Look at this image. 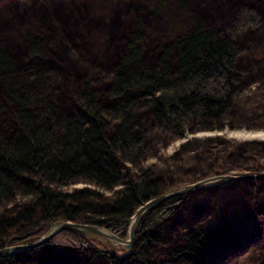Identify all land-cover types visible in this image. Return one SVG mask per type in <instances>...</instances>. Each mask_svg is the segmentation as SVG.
<instances>
[{"label": "trees", "instance_id": "16d2710c", "mask_svg": "<svg viewBox=\"0 0 264 264\" xmlns=\"http://www.w3.org/2000/svg\"><path fill=\"white\" fill-rule=\"evenodd\" d=\"M45 1L63 7L60 0ZM153 1L148 17L167 12L163 31L149 38L140 7L123 22L127 32L114 24L113 37L97 53L74 48L60 11L49 13V41L27 23L6 35L9 21L0 18V246L32 241L60 220L101 224L124 238L134 209L160 193L168 168L174 170L169 164L158 173L143 162L153 144L167 132L183 136L218 128L237 107L243 75L238 39L253 28L264 37L258 11L244 5L238 23L211 26L191 0ZM9 6L3 2L0 9ZM32 9L22 5L4 12ZM175 11L186 15L179 32L173 31ZM15 39L24 43L19 57ZM67 52L71 67L64 69L56 56L66 61ZM259 54L264 56L263 47ZM258 93L264 99V83ZM257 103L264 117V104ZM187 193L146 208L121 255L99 234L64 227L31 250L0 256V264H46L41 261L53 248L81 255L72 264L214 263L238 245L240 233L231 225H224L227 232L221 225L206 231L189 213L174 219ZM252 207L262 210L261 204ZM177 226L181 236L164 252V237ZM33 250L40 251L33 256Z\"/></svg>", "mask_w": 264, "mask_h": 264}, {"label": "rangeland", "instance_id": "374dc122", "mask_svg": "<svg viewBox=\"0 0 264 264\" xmlns=\"http://www.w3.org/2000/svg\"><path fill=\"white\" fill-rule=\"evenodd\" d=\"M3 2L10 4L9 7L0 9V18L7 16L6 20L9 21L4 28L6 35L14 36L15 26L20 31V26L27 23L30 30L32 29L36 34L42 36L43 40L49 41L52 36L47 29L49 13L53 11L55 14L60 11L61 14L58 15L61 16V25L69 29L70 36L75 40L74 44L70 40L71 45L73 44L76 50L86 47L91 53H97L99 44L102 45L108 37H113L110 31L115 28L114 24L118 29L127 32L129 24L123 22L125 19H129L130 14L136 13L140 7L144 9V20L149 25L146 30L149 38H154L163 31V20L165 21V15H167V12H163V14L157 12L153 14L155 17H148L147 12H152L154 9L155 2L153 0H74V3L69 0H60L63 4L61 8H54L57 3L51 4L45 0H0V7ZM191 4L199 9L206 25L238 23L239 7L244 5L256 9L259 19L264 22V0H191ZM22 5L33 8V11H21L18 15L4 12L7 8L17 10ZM41 8H44L45 16L40 11ZM64 8L65 10H63ZM172 8L170 7L169 10L174 11L175 7ZM175 14L177 16L173 31L179 32L183 27L186 15L179 14L178 11H175ZM112 22L113 24H110ZM253 30L254 28L248 33L242 34L238 39V43L242 47L239 60L243 75L239 98L235 99L237 107H234L231 113L223 118L218 128L210 130L196 128L187 131L183 136L167 132L164 139L155 142L145 155L143 162L153 166L158 173L166 165L173 166L174 170L168 168L169 173L166 175L169 176L162 178L166 184H163L161 192L215 174H248L264 170V117L258 114L262 108L259 110L255 108L258 106L257 102L264 104L263 95L258 93V87L264 83V56L259 54V50L264 48V37H258ZM3 31L0 30V32ZM114 40L116 41V39ZM15 41L20 44L14 52L19 57L24 43L23 39L21 41L15 39ZM119 43L120 41H117L118 46ZM8 47L10 49V46ZM48 49V51L54 50L51 46ZM69 56L68 52L65 53L66 61L60 58V54L56 56L57 59H60L61 64L64 63L62 66L64 69L71 67ZM248 132L253 135L245 136ZM184 143L187 146L182 148L181 144ZM220 180L223 179L214 180L187 191V197L180 210L175 213L174 219H183L189 213L197 216L200 225L206 231L219 225L223 232L228 230L224 225H231L232 229H238L240 233L237 238L238 245L225 250L223 256L211 264H238L244 257L248 258L246 264L250 262L251 264H263L264 176ZM224 182L226 185H221ZM253 203L261 204V212L253 209ZM182 227L187 228L185 225ZM182 227L177 226L176 232L171 236L165 235L164 244L161 246L164 252L175 246L174 243L179 235L181 236ZM95 237L96 240L100 239ZM109 243V250L115 248L118 255L123 254L122 246L112 240H109ZM39 251L33 250L31 254L36 256ZM62 252V248H53L52 252L47 255V259L44 258L41 263L47 261L46 264H72L81 256L79 254L72 255L71 251L66 252V255ZM252 260L255 261L252 263ZM94 261L97 263L99 260L95 259Z\"/></svg>", "mask_w": 264, "mask_h": 264}, {"label": "water", "instance_id": "95a60500", "mask_svg": "<svg viewBox=\"0 0 264 264\" xmlns=\"http://www.w3.org/2000/svg\"><path fill=\"white\" fill-rule=\"evenodd\" d=\"M264 174V170L257 172V173H248V174H215L212 176L204 177L201 179H197L193 182H189L177 187H174L168 191L160 192L150 198H148L146 201L138 205L134 211L131 214L130 220L127 225L126 230V236L124 238L114 234L112 231L108 230L105 226L101 224L96 223H89V222H77V221H71V220H60L54 227L46 231V233L42 234L38 238L28 241V242H20V243H13V244H5L0 247V255L10 253V252H17L22 251L25 249L32 248L41 242L47 240L52 235H54L56 232L61 230L64 227H72L79 230H86L90 232H94L96 234H99L109 240L114 241L115 243L121 245L123 248L128 249L130 246V243L132 241L134 228L137 222V219L139 215L148 207L162 201L163 199L167 197H171L174 195H180L183 194L191 189H195L196 187L205 185L211 181L223 179L220 181H228L233 179H239V178H258Z\"/></svg>", "mask_w": 264, "mask_h": 264}, {"label": "bare ground", "instance_id": "6f19581e", "mask_svg": "<svg viewBox=\"0 0 264 264\" xmlns=\"http://www.w3.org/2000/svg\"><path fill=\"white\" fill-rule=\"evenodd\" d=\"M252 135H253V133H249V132H248V133H246L245 136H252ZM55 225H56V224H55ZM55 225H54V226H55ZM54 226H53V227H54ZM51 228H52V227H51ZM51 228H50V229H51Z\"/></svg>", "mask_w": 264, "mask_h": 264}, {"label": "flooded vegetation", "instance_id": "af4514ba", "mask_svg": "<svg viewBox=\"0 0 264 264\" xmlns=\"http://www.w3.org/2000/svg\"><path fill=\"white\" fill-rule=\"evenodd\" d=\"M262 176H264V174L262 175ZM262 176H260V177H262ZM133 238V237H132ZM1 247V246H0ZM4 255V254H3ZM0 256H2V255H0Z\"/></svg>", "mask_w": 264, "mask_h": 264}]
</instances>
